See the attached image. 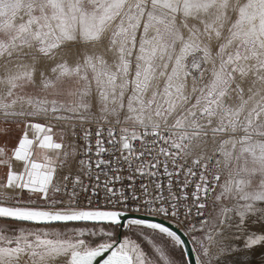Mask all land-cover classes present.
Listing matches in <instances>:
<instances>
[{
	"label": "rangeland",
	"instance_id": "374dc122",
	"mask_svg": "<svg viewBox=\"0 0 264 264\" xmlns=\"http://www.w3.org/2000/svg\"><path fill=\"white\" fill-rule=\"evenodd\" d=\"M156 91L162 98L130 101ZM115 104L114 119L178 123L197 151L221 155L227 186L191 243L196 264H264V0H0L7 133L27 128L47 147L41 133L55 128L36 116L105 115ZM58 162L42 168L52 178L46 196L0 185V206L29 213L0 214V264H92L101 248L111 250L109 264L114 254L128 264H188L174 238L143 223L36 218L57 197Z\"/></svg>",
	"mask_w": 264,
	"mask_h": 264
},
{
	"label": "built area",
	"instance_id": "2783aa9c",
	"mask_svg": "<svg viewBox=\"0 0 264 264\" xmlns=\"http://www.w3.org/2000/svg\"><path fill=\"white\" fill-rule=\"evenodd\" d=\"M164 84L165 80L156 85ZM156 93L130 101L134 105L137 100L162 98ZM169 93V100L180 99L170 89ZM117 107L112 105L113 113L105 115L35 117L64 132L56 150L57 197L45 212L85 216L127 213L161 220L191 244L199 231L208 228L213 208L225 192L227 169L221 155L209 149L197 151L192 147V131L178 123L114 119Z\"/></svg>",
	"mask_w": 264,
	"mask_h": 264
},
{
	"label": "crops",
	"instance_id": "0c3cea01",
	"mask_svg": "<svg viewBox=\"0 0 264 264\" xmlns=\"http://www.w3.org/2000/svg\"><path fill=\"white\" fill-rule=\"evenodd\" d=\"M35 125V124H33ZM0 185L3 189L18 188L19 190H33L36 193L47 195L49 189V182L52 179L48 174L42 173L43 169H52L58 161V155L54 157L53 151L55 147L60 144L64 138V132L61 129H47L41 133L43 137L49 139V145L42 147L40 141H31L27 136V128L23 131L9 134L5 129V123H0ZM40 126V125H39ZM24 127V126H22ZM6 134H9L8 136ZM42 137V138H43ZM14 142L13 149L7 148V143ZM8 152V153H6ZM10 156L12 163L9 165L2 162L5 156ZM15 165V167H13ZM38 167L37 172L31 170L32 166ZM10 166V168H8ZM36 175V176H35ZM31 176L30 179L27 177ZM36 181L37 185H30ZM30 182V183H28ZM35 182V183H36ZM28 183V184H27ZM90 223V222H85Z\"/></svg>",
	"mask_w": 264,
	"mask_h": 264
},
{
	"label": "water",
	"instance_id": "95a60500",
	"mask_svg": "<svg viewBox=\"0 0 264 264\" xmlns=\"http://www.w3.org/2000/svg\"><path fill=\"white\" fill-rule=\"evenodd\" d=\"M17 212L19 213V211H17V210H13V209H9V208H5V207L0 206V214L15 216ZM26 214H29V213H26ZM123 216L124 215L105 214V215H103V220H101V221H110L113 219H118L119 228L122 229L126 224V223H124V224L120 223V218ZM128 217L132 218V219H129L128 221H131V220H138V221L148 220V221H154V222H157V223H160L162 225L169 227L172 231H174L183 240L185 246L182 247V249H183V252L185 254V258H186L187 263L189 264V258H191V264H196L194 253H193L190 242L175 227H173L172 225H170L164 221L151 219V218H147V217L132 216V215H128ZM92 221H94V220L87 218L85 215H67V216L64 215V216L57 217V220L53 221V223L63 224V223L92 222ZM118 240H120V237H118Z\"/></svg>",
	"mask_w": 264,
	"mask_h": 264
},
{
	"label": "bare ground",
	"instance_id": "6f19581e",
	"mask_svg": "<svg viewBox=\"0 0 264 264\" xmlns=\"http://www.w3.org/2000/svg\"><path fill=\"white\" fill-rule=\"evenodd\" d=\"M28 212H25V211H19V213L17 212L16 213V216H18L19 214H26ZM34 215H36L35 217L38 218V219H43V220H48V219H52L54 217H60V216H64V215H60V214H53V213H50V212H36V213H32ZM67 216V215H65ZM87 218L89 219H92L94 221H101L103 220V216L101 215H86ZM131 221H135V222H139V223H143V224H146L150 227H155L157 228L158 230H161L167 234H169L172 238H174V240L181 246V247H184V242L183 240L174 232L172 231L169 227L165 226V225H162L160 223H157V222H154L153 223H144V221H148V220H131ZM256 240V239H255ZM250 243V241H249ZM253 244H251L252 246ZM250 247V246H249ZM248 247V248H249ZM120 250V249H119ZM101 252H105L106 253V249L105 248H101L100 250ZM119 252V251H118ZM117 252V253H118ZM104 254V253H103ZM91 257H83V258H80L77 262H75V264H88L90 263ZM112 262H116V264H128L127 262V259L126 258H123L121 256H117V255H112V258L110 259V263ZM109 264V262L107 263Z\"/></svg>",
	"mask_w": 264,
	"mask_h": 264
},
{
	"label": "snow or ice",
	"instance_id": "6c2138e0",
	"mask_svg": "<svg viewBox=\"0 0 264 264\" xmlns=\"http://www.w3.org/2000/svg\"><path fill=\"white\" fill-rule=\"evenodd\" d=\"M129 219H132V218L128 217L127 213H125L124 216L120 218V223L121 224L127 223ZM144 223H153V221H144ZM109 255H111V250H109L107 253L101 254L100 256L96 257L93 260L92 264H107ZM145 255L146 254L141 251V256L143 257ZM141 264H147V261L142 259ZM189 264H191V258H189Z\"/></svg>",
	"mask_w": 264,
	"mask_h": 264
}]
</instances>
